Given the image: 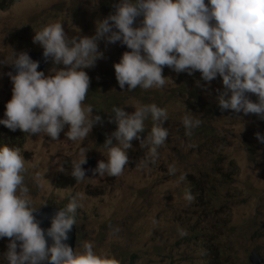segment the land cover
Masks as SVG:
<instances>
[{
    "label": "rangeland",
    "instance_id": "rangeland-1",
    "mask_svg": "<svg viewBox=\"0 0 264 264\" xmlns=\"http://www.w3.org/2000/svg\"><path fill=\"white\" fill-rule=\"evenodd\" d=\"M118 2L0 0V60L7 59L11 49L16 53L43 50L33 43L35 32L56 22L62 23L69 37L92 36L96 22L114 13ZM98 47L105 58L83 69L90 77L88 94L95 110L115 97L116 105L129 114L135 107L155 103L168 112L162 126L170 140L159 151L157 162L145 168L142 162L149 149L140 148L134 139L126 150L129 163L124 173L100 177L91 169L98 161L107 162L103 143L116 130V124L109 122L110 113L105 112L103 123L94 125L82 143L67 138V126L57 141L45 134L20 132L17 148L26 161L23 175L33 207L45 202L39 209L67 205L82 194L74 228L76 250L83 251V244L92 242L97 254L114 257L120 264H250L253 249L264 258V143L255 137L257 132L264 137V120L255 114L228 112L213 118L220 108L216 90H222V81L217 76L199 89L194 78L205 82L198 71L177 74L165 66L163 75L173 82L169 80L162 89L122 91L113 65L130 50L103 41ZM10 66L0 64V109L12 96V81L6 75ZM62 67L50 58L45 75ZM248 95L256 102L254 94ZM186 115L202 120L190 137L183 135ZM152 123L149 118L145 126ZM82 148L88 149L87 163L82 165L87 178L76 182L72 162L80 158ZM172 166L177 169L174 175L168 171ZM182 174L186 179L179 181ZM189 191L195 197L191 203L185 199ZM116 228L120 231L114 233ZM181 230L186 234L181 235ZM8 242L0 238V264H7L3 254Z\"/></svg>",
    "mask_w": 264,
    "mask_h": 264
},
{
    "label": "clouds",
    "instance_id": "clouds-1",
    "mask_svg": "<svg viewBox=\"0 0 264 264\" xmlns=\"http://www.w3.org/2000/svg\"><path fill=\"white\" fill-rule=\"evenodd\" d=\"M113 7L114 13L96 22L92 36L69 37L61 22L35 32L33 43L42 46L44 60L51 58L54 64L64 66L52 69L47 76L37 70L39 61L31 59L29 52L11 49V55L0 60V64L16 69L15 75L6 73L12 81V96L0 109V124L29 136L45 134L53 141L67 126V138L82 143L94 125L103 123L100 115H93L91 105L84 106L90 77L83 69L93 68L97 60L105 58L98 47L100 41L106 45L120 43L130 50L113 65L122 91L125 86L128 91L137 87L162 89L171 80L163 75L165 66L177 74L198 71L205 82L200 85L197 81L201 87L217 76L221 78L223 88L216 90L221 109L255 114L264 120V0H208L207 4L205 0H119ZM138 18H142L139 26L134 27ZM248 94H254L256 102ZM2 109H6L3 120ZM134 109L129 114L113 107L109 122L116 124V130L103 143L107 162L98 161L91 169L93 174L121 176L129 163L126 150L132 148L134 139L140 141V148L149 149L143 166L157 162L158 149L169 135L162 126L168 112L155 103ZM149 118L153 126L146 140L145 121ZM182 123L190 137L202 120L186 115ZM255 137L264 143L259 132ZM87 150L82 148L80 158L72 162L71 176L76 182L87 178L82 167L87 163ZM26 170L19 148L0 147V238L9 241L3 254L7 264H120L114 257L97 254L92 242H85L83 251L76 250L74 228L82 194L73 196L67 205L43 207L58 210L50 214L51 226H44L50 215L40 219L38 211L46 202L33 207L23 175ZM59 171L64 172V168ZM168 171L174 175L177 169L172 166ZM184 179L186 174L179 177V181ZM185 199L191 203L195 197L189 191ZM71 230L74 249L65 243ZM185 234L181 230V235Z\"/></svg>",
    "mask_w": 264,
    "mask_h": 264
},
{
    "label": "trees",
    "instance_id": "trees-1",
    "mask_svg": "<svg viewBox=\"0 0 264 264\" xmlns=\"http://www.w3.org/2000/svg\"><path fill=\"white\" fill-rule=\"evenodd\" d=\"M196 81H199L198 78H194ZM200 85H204L203 83L199 82ZM203 87L199 86V89H202ZM127 89V86L125 87V90ZM128 91V90H126ZM140 91H142V88L140 87H137L135 90H132V91H129V92H134V93H139ZM86 99H87V104L88 105H92V108L94 110V112L96 113V115H100L101 117L105 116V112L107 113H110V115H112V109L113 107H120L119 105H116L117 103V98L115 97L114 100H110V101H107L104 105H107L105 108H98V110H95V107L93 106V101L91 100V98L89 97V94L88 96H86ZM217 102L214 103V105H216ZM5 110L6 109H2V120L3 119H6V116H5ZM224 112H228V113H231V114H234L235 112H233L231 109H221V108H218L216 111L213 112V115L212 117L215 118V117H219L220 114L224 113ZM236 114V113H235ZM235 114L233 116H235ZM153 126V123L151 125H147L145 126V128H147V135L146 133H141V138H143L145 135H146V140H147V136L149 135L150 133V130ZM180 131V130H178ZM19 132H21L19 129H17L16 131H11L9 130L7 127H5L3 124H0V147H3L5 145L7 146H12V147H18L19 146V141L21 140V136L19 135ZM181 132V131H180ZM183 135H186L184 132H183ZM181 137H185V136H181ZM170 139L167 138V141H169ZM139 144H140V141L138 140ZM147 147H150V146H147ZM163 148L160 147L158 149V152Z\"/></svg>",
    "mask_w": 264,
    "mask_h": 264
},
{
    "label": "water",
    "instance_id": "water-1",
    "mask_svg": "<svg viewBox=\"0 0 264 264\" xmlns=\"http://www.w3.org/2000/svg\"><path fill=\"white\" fill-rule=\"evenodd\" d=\"M28 55L31 57V59L35 60V61H39V67H38V71H42L45 72L46 69V65L47 62L44 60L43 58V50L39 51V52H29ZM49 60V59H48ZM8 72H12L13 75L16 74V69L14 66H10ZM58 211L56 209H52V208H42L41 210L38 211V217L40 219H42L45 215H50L53 214ZM53 215L47 216V218L44 221V226H51V217ZM73 232L71 230V232L68 234L69 235V239L67 241H65V243H67L70 247H72L74 249V235ZM48 244L51 245L52 241L50 238L46 237ZM19 243V242H17ZM248 260L251 264H264V259L260 256V254L258 253L257 250L253 249L251 250L249 256H248Z\"/></svg>",
    "mask_w": 264,
    "mask_h": 264
}]
</instances>
